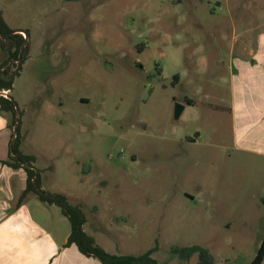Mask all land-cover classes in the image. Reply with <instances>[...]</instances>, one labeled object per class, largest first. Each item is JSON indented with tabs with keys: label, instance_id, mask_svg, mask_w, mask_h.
I'll return each mask as SVG.
<instances>
[{
	"label": "rangeland",
	"instance_id": "rangeland-1",
	"mask_svg": "<svg viewBox=\"0 0 264 264\" xmlns=\"http://www.w3.org/2000/svg\"><path fill=\"white\" fill-rule=\"evenodd\" d=\"M0 12L29 34L12 91L21 149L44 188L83 208L96 242L156 247L167 264H200L172 247L201 245L215 264H250L264 158L235 147L227 65L264 30V0H0ZM26 204L63 246L60 208L34 194Z\"/></svg>",
	"mask_w": 264,
	"mask_h": 264
},
{
	"label": "crops",
	"instance_id": "crops-1",
	"mask_svg": "<svg viewBox=\"0 0 264 264\" xmlns=\"http://www.w3.org/2000/svg\"><path fill=\"white\" fill-rule=\"evenodd\" d=\"M1 14L12 29H21L12 26L4 12ZM255 36V44L241 46L238 55L231 54L227 65L228 113L235 147L264 158V30ZM5 58L0 49V63ZM12 91L9 90L10 95ZM10 119L0 109V264H102L99 259L83 254L77 245L66 246L68 237L63 246H57L40 228L33 207L26 204L31 193L21 199L27 174L24 168H13L7 163L12 140ZM85 230L88 232L86 226Z\"/></svg>",
	"mask_w": 264,
	"mask_h": 264
},
{
	"label": "trees",
	"instance_id": "trees-1",
	"mask_svg": "<svg viewBox=\"0 0 264 264\" xmlns=\"http://www.w3.org/2000/svg\"><path fill=\"white\" fill-rule=\"evenodd\" d=\"M13 30L0 13V32L3 33V36L0 37V49L7 53V57L0 63V90L11 91L13 89L15 78L20 74L29 54L27 44L23 49L20 61L16 63L25 37L21 33H11ZM177 78V75L174 76V80ZM0 109L11 116V122L9 123L11 128L16 121L17 110L19 113L18 133L15 138H13L14 135L12 133L10 161L7 163L13 168L22 167L26 171V187L21 195V199L31 193L35 194L42 202L56 205L60 208L61 213L68 218L71 225L66 246L75 244L83 254L99 259L102 264H167L158 261L152 256L156 247L149 249L145 253L134 255L110 253L99 245L95 238L85 230L87 216L83 208L80 205L72 204L66 194L50 191L42 186L41 170L34 164L36 157L32 154L24 153L21 149V111L15 98L12 95H9V97L0 96ZM172 251L180 254V256L187 260L194 254H197L200 264H215L214 255L208 248L201 245L187 247L173 246ZM263 260L264 237L255 258L250 264H262Z\"/></svg>",
	"mask_w": 264,
	"mask_h": 264
},
{
	"label": "water",
	"instance_id": "water-1",
	"mask_svg": "<svg viewBox=\"0 0 264 264\" xmlns=\"http://www.w3.org/2000/svg\"><path fill=\"white\" fill-rule=\"evenodd\" d=\"M11 33H21L25 37V41H24V43H23V45L21 46V49H20L19 57L16 60V63H18L20 61V59H21L23 49L28 44L29 35H28V32L23 30V29H15ZM0 36L1 37L3 36L2 32H0ZM9 95H10L9 94V90H0V96L9 97ZM184 107H185L184 105H180V104L176 105V109H175L176 117H179L181 115V113L184 110ZM18 122H19V113H18V110H17V118H16V121H15L13 127H12L13 135H14L13 138H15L17 133H18Z\"/></svg>",
	"mask_w": 264,
	"mask_h": 264
},
{
	"label": "flooded vegetation",
	"instance_id": "flooded-vegetation-1",
	"mask_svg": "<svg viewBox=\"0 0 264 264\" xmlns=\"http://www.w3.org/2000/svg\"><path fill=\"white\" fill-rule=\"evenodd\" d=\"M1 13V12H0ZM2 15V14H1ZM29 35V34H28ZM1 37V36H0Z\"/></svg>",
	"mask_w": 264,
	"mask_h": 264
}]
</instances>
